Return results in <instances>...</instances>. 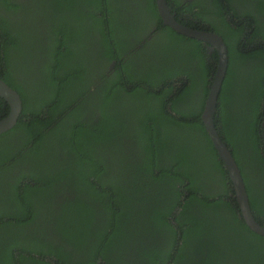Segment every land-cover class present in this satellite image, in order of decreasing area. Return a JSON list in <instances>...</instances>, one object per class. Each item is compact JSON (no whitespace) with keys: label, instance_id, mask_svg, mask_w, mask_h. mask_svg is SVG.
I'll return each instance as SVG.
<instances>
[{"label":"trees","instance_id":"trees-1","mask_svg":"<svg viewBox=\"0 0 264 264\" xmlns=\"http://www.w3.org/2000/svg\"><path fill=\"white\" fill-rule=\"evenodd\" d=\"M167 1L225 40L216 125L264 225V0ZM206 49L156 0H0V77L23 100L0 135V264H264L202 118Z\"/></svg>","mask_w":264,"mask_h":264},{"label":"water","instance_id":"water-1","mask_svg":"<svg viewBox=\"0 0 264 264\" xmlns=\"http://www.w3.org/2000/svg\"><path fill=\"white\" fill-rule=\"evenodd\" d=\"M157 8L165 25L170 26L175 31L187 37L209 43L213 50L217 51L218 58L216 70L210 84V91L205 100L204 111L202 114L206 129L212 139V142L229 172L233 183L235 195L240 205L241 214L246 224L255 232L264 236V225L259 223L252 211L246 184L236 162V159L223 140L216 125V114L219 107V96L228 71L229 54L228 47L224 38L214 31L195 29L189 27L175 17L171 11L167 0H156ZM0 97L6 100L10 106L9 113L0 118V135L14 128L23 114V100L20 93L11 87L0 77Z\"/></svg>","mask_w":264,"mask_h":264},{"label":"flooded vegetation","instance_id":"flooded-vegetation-1","mask_svg":"<svg viewBox=\"0 0 264 264\" xmlns=\"http://www.w3.org/2000/svg\"><path fill=\"white\" fill-rule=\"evenodd\" d=\"M188 1H190V2H194L195 0H188ZM231 2L232 3H234V2H236V0H231ZM206 5H205V8L208 10V12H210L211 14L213 13L214 15H210V18H208L209 19V21H211L212 22V24H214V23H219L220 21V18H219V15H218V7L217 8H214V5H213V3H211V2H206L205 3ZM174 2L173 1H171L170 2V9H171V11H173V7H174ZM244 4H242V6H243ZM237 6H238V8H239V5H238V2H237V4H236V6H235V10H236V8H237ZM173 13L175 14V17H176V11L174 10L173 11ZM221 16V15H220ZM186 17V22L188 21V20H191V19H195V17L194 16H189V15H187V16H185ZM181 19H183V18H181ZM227 20V22H231L232 20L230 19V18H227L226 19ZM243 20L244 19H238L237 18V22L238 23H242L243 22ZM189 22V21H188ZM164 23V22H163ZM220 24V23H219ZM165 25V24H164ZM203 27H206L204 30H207V31H214L213 30V28L212 29H210V27L209 26H206V25H202ZM195 29H197V28H195ZM203 30V29H202ZM151 37H152V35H151ZM203 43H204V46H206V51H207V53H208V55H210V56H212V54L214 53V51L215 50H213V48L211 47V45L209 44V43H206V42H204L203 41ZM211 61H213V59L211 60ZM2 98V97H1ZM249 173H251L250 172V170H249Z\"/></svg>","mask_w":264,"mask_h":264}]
</instances>
